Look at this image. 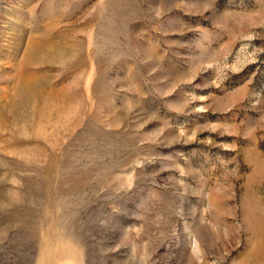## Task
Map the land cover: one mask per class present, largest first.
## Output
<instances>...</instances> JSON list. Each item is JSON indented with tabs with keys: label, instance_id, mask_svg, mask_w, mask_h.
I'll list each match as a JSON object with an SVG mask.
<instances>
[{
	"label": "rangeland",
	"instance_id": "obj_1",
	"mask_svg": "<svg viewBox=\"0 0 264 264\" xmlns=\"http://www.w3.org/2000/svg\"><path fill=\"white\" fill-rule=\"evenodd\" d=\"M0 264H264V0H0Z\"/></svg>",
	"mask_w": 264,
	"mask_h": 264
},
{
	"label": "bare ground",
	"instance_id": "obj_2",
	"mask_svg": "<svg viewBox=\"0 0 264 264\" xmlns=\"http://www.w3.org/2000/svg\"><path fill=\"white\" fill-rule=\"evenodd\" d=\"M23 89V88H22ZM20 90V89H19ZM34 95V94H33ZM20 96H21V100H22V103L23 104H25L26 106L28 105V104H32V101H30L31 99H32V91H30V89H24L21 93H20ZM37 100L36 99H34V102H36ZM29 107V106H28ZM35 107V106H34ZM262 227H261V225L259 226V224H256L255 225V223H254V231L255 232H258V233H260V232H262Z\"/></svg>",
	"mask_w": 264,
	"mask_h": 264
},
{
	"label": "water",
	"instance_id": "obj_3",
	"mask_svg": "<svg viewBox=\"0 0 264 264\" xmlns=\"http://www.w3.org/2000/svg\"><path fill=\"white\" fill-rule=\"evenodd\" d=\"M46 10H47V11L49 10L48 7H47L46 5H43V6L41 7L40 15H38V17L35 18V20H31V19H30V23H31L33 26L38 27L40 21H42V20L45 19V18H48L47 14H46ZM56 10H57V7H56Z\"/></svg>",
	"mask_w": 264,
	"mask_h": 264
}]
</instances>
